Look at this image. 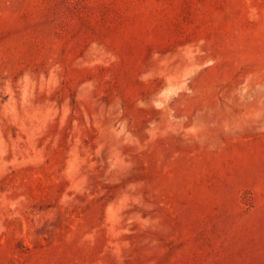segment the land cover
Listing matches in <instances>:
<instances>
[{
  "label": "rangeland",
  "instance_id": "374dc122",
  "mask_svg": "<svg viewBox=\"0 0 264 264\" xmlns=\"http://www.w3.org/2000/svg\"><path fill=\"white\" fill-rule=\"evenodd\" d=\"M0 264H264V0H0Z\"/></svg>",
  "mask_w": 264,
  "mask_h": 264
}]
</instances>
